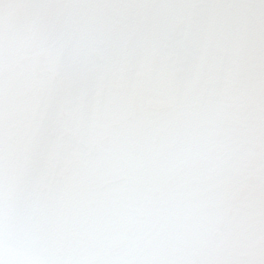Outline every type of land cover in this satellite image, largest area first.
Here are the masks:
<instances>
[{
    "label": "water",
    "instance_id": "obj_1",
    "mask_svg": "<svg viewBox=\"0 0 264 264\" xmlns=\"http://www.w3.org/2000/svg\"><path fill=\"white\" fill-rule=\"evenodd\" d=\"M0 0V216L45 264H261L264 62L249 14L212 8L190 49L155 27L72 65L38 14ZM0 257L20 261L10 247Z\"/></svg>",
    "mask_w": 264,
    "mask_h": 264
},
{
    "label": "snow or ice",
    "instance_id": "obj_2",
    "mask_svg": "<svg viewBox=\"0 0 264 264\" xmlns=\"http://www.w3.org/2000/svg\"><path fill=\"white\" fill-rule=\"evenodd\" d=\"M212 8L224 18L226 37L232 34L239 13L248 12L255 50L264 62V0H20L16 18L22 22L38 14L39 29L45 37L66 46L71 69L100 47L115 50L124 37L135 48L155 27L182 31L185 47L190 49L200 21ZM30 191L28 185L17 199L7 230L3 228L4 217L0 216V250L10 247L23 258L8 261L0 257V264H45L25 243L28 233L42 237L47 229L46 215L28 207Z\"/></svg>",
    "mask_w": 264,
    "mask_h": 264
}]
</instances>
